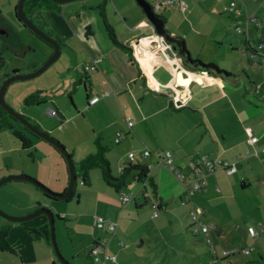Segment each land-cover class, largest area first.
<instances>
[{"label":"crops","instance_id":"1","mask_svg":"<svg viewBox=\"0 0 264 264\" xmlns=\"http://www.w3.org/2000/svg\"><path fill=\"white\" fill-rule=\"evenodd\" d=\"M148 1L151 6H158L159 0ZM186 1L189 4L186 13L178 7L157 10L165 19V30L184 43L192 60L216 66L230 76L190 67L183 64L180 56L170 57L162 45V37L153 32L136 0H78L67 5L51 0H26L24 4V12L30 20L60 42L63 61L55 71L57 82L37 89L38 93L49 90L41 98L51 104L46 113L49 114V109L58 111V116L53 117L59 120L50 118L46 123L34 113L25 112L23 107H28L25 104L21 112L57 138L77 164L96 154L101 147L105 149L111 174L114 171L117 177L122 176L120 169L123 166L141 164L151 168L147 186L152 193L149 200L142 197L141 184L136 180L137 171L126 177V186L119 192L106 184L103 176L104 184L97 178L96 212L109 221H116L118 228L114 236L100 232L94 227V217L86 214L88 221L91 219L90 241L84 247L89 260L93 244L108 239V252L117 257L116 264H129L135 256L136 262L144 261V264L146 260L149 261L147 264H210L211 248L190 230L189 211L194 207L200 210L203 222L211 225L214 222L212 237L218 253L252 249L251 255H234L224 264H264V225L236 227L230 220L217 219L213 205L221 199L213 197L221 192L218 184L224 185L221 174L227 177L238 174L245 148L248 156L259 159L264 154V63L252 57L253 51L264 44V25L261 29L251 26L248 37L239 34L241 39L227 41L226 32L218 33L224 19H228L229 28L234 29L245 20V13L236 16L226 11L232 0ZM241 2L248 14L263 16L264 0ZM108 26L117 41L130 48L132 57L114 44ZM214 34V39L210 40ZM253 40L257 42L256 46L252 44ZM209 46L219 55L223 49L227 54L233 52L230 67L201 58L202 53L198 51L209 50ZM238 50L241 52L236 53ZM248 53H251V60L245 59ZM51 55L50 52L46 58ZM95 60H98L96 69L86 72L85 67ZM40 64L33 63L29 68L38 69ZM77 89L84 90L83 99H77ZM67 97L71 99V105L65 103ZM96 97L99 101L90 104ZM247 129L253 131L258 142L249 143ZM118 134L121 139L117 143ZM0 146L1 155L5 157L10 153L7 158L0 159V179L26 175L55 193L66 191L69 172L57 152L58 157L43 148L37 154L39 145L36 143L37 155L29 160L22 154L25 150L20 142L5 148L0 136ZM145 150L172 152L174 165L189 180L192 179L190 162L204 155L214 154L223 161L234 162L237 170L233 174L217 170L208 175L205 190L198 191L190 202L183 204L185 188L182 182L158 164L154 156L143 159L141 154ZM130 153L136 155L133 163L128 158ZM13 154L18 157L9 158ZM92 170L88 173V183L82 185L90 186L81 192L84 198L95 191ZM262 174L264 185V164ZM235 180L234 184H239L243 190L251 186L244 177ZM224 187L231 191L236 188L229 183ZM121 194H134L135 200L124 204ZM56 201L24 181H11L0 187V208L14 216H27L40 208L58 210ZM152 201L161 204L156 218L160 221L155 225L148 220H156ZM35 219L30 223L0 222L2 231L7 229L6 239L15 251L14 264L56 262L47 234V219L45 216ZM249 227H254L260 235L251 237L247 231ZM167 228L172 229L171 241L163 239L160 246H154L153 231L155 234ZM28 229L37 230L41 236H35ZM121 241L128 242L130 250L120 246ZM145 250L149 252L146 256L142 255Z\"/></svg>","mask_w":264,"mask_h":264},{"label":"rangeland","instance_id":"2","mask_svg":"<svg viewBox=\"0 0 264 264\" xmlns=\"http://www.w3.org/2000/svg\"><path fill=\"white\" fill-rule=\"evenodd\" d=\"M19 3L20 0H0V89L6 79L13 75L15 69H20V72L18 74L32 73L34 70H31L29 68L31 67L30 65H33V63H42L39 66L41 67L50 59V57L54 53V48L52 46L41 40L17 17V9L19 7ZM218 15L220 17L222 16L221 14ZM224 15L227 17V14ZM227 20L228 19H224L221 30L218 33L223 32L224 34L226 32L227 41L234 40L235 38L237 40L241 39L242 37L235 31L234 27L229 28ZM203 31L206 32L207 30L204 29ZM213 37H215V34L213 36H210V40H213ZM252 44L256 46L257 42L253 40ZM224 46H226V42ZM50 52L52 53V55L46 58ZM200 52L202 53V56H200L201 58L213 59L217 63H220L221 65H224L226 67H230L229 64L234 60L231 55V53L233 52H229L227 54L224 49L222 50L220 55L218 54V52L210 49V46L209 50H204L203 52L202 50H199L198 53ZM240 52L241 50H238L236 53ZM250 54L251 53L245 55V59L251 60ZM62 58L60 57L40 76L26 81H16L12 83L6 91V103L16 112L25 116L35 126H38L39 122L27 116V114L21 112V107L23 104H25L24 101L31 97V94H39V90L37 89H39L40 87H46L50 84L53 85L55 84V82H57L55 71L63 61ZM48 91L49 90H47V92ZM47 92H41L40 96L42 97L43 94L44 96H46ZM83 97L84 90L77 89V99H83ZM47 103L48 104L43 107L34 105L23 108L25 112L28 111L29 113H34V115H37L39 119H41L42 121H46V123L50 122V118L52 119V121L55 118L59 120L58 117H53L50 116V114L46 113L47 108L51 107V104H49V102ZM65 103L71 105V99L67 97ZM0 136L5 148L9 144L12 145L13 142L19 143V141H17L13 137L11 131L7 127L0 128ZM53 138L58 140L55 137ZM37 143L39 145V148H37V154L41 153L43 151V148H47V150L54 152V154H56V156L58 157L56 151L48 143H44L42 141H38ZM22 154H24V157L28 158L29 160L31 159L28 155L29 151H24L22 152ZM8 156H10V153H8V155H5V157L0 153V159L7 158ZM12 156L13 158L18 157L17 154H13L9 158H12ZM263 164L264 154H261L259 159L253 156H248L247 149L245 148V152L242 154V159L238 166V174L233 177H227L225 176V174H221V177L223 178L222 182L224 183V185H227L229 183L235 185L236 188L235 190L233 189V191H231L232 189L226 190L224 185H222L221 183L218 184L221 192L216 193V195L213 196L215 198H218V196L221 198L220 200H217L213 203V205L215 206L214 215L217 217V219H223L224 222L230 220L236 227H247L249 225H252L257 228L260 225H264V185L261 182L263 175ZM78 174H81V171L78 170ZM91 174L95 186V191L89 195L90 197L84 198V196L82 195L84 189L90 186L83 187L82 178L80 177L76 185V192L74 191L71 201L58 200L56 201L58 204V210H50L54 214L55 240L58 249L62 256L72 264H92L88 257H86V253L84 252V247L87 246L90 241L89 234L91 227V219L90 221H88L86 214H90L91 217L100 216L96 212V200L98 193V190L96 189H98L99 185L98 180H101L102 184H104V182L102 180V172L100 169L92 170ZM112 175L114 177H117L114 171H112ZM6 177L9 176L2 177L0 180ZM241 177H244V179L251 182L250 188L243 190L239 184H234L236 183L235 181H237L235 179H241ZM0 210L7 215L18 217L12 214H8L1 208ZM62 214L64 216H62ZM43 216L45 215H41L39 217ZM46 219L48 226L47 234L49 237V241L51 242L52 236L50 223L47 217ZM34 220L25 223H30ZM148 220L150 223L153 222L154 225L160 221L159 219L152 220V218H149ZM0 222L9 223V221L1 217ZM212 224L215 225L214 222H212ZM0 228V231H2V226H0ZM173 233L175 234V231ZM151 238H154V246H160L163 243V239L171 241V239L173 238L172 229H162V232L156 231L155 234L153 231V233L151 234ZM121 242L124 244V246L129 247L128 249L130 250L131 245L128 242ZM50 244L52 245V242ZM241 246L245 247L244 244H242ZM148 254L149 252H147V250L142 251V255L146 256ZM54 256L56 259V263L61 264L55 254V251ZM72 256L75 257L76 260H73ZM132 259L133 260L129 264L145 263L144 261H142L141 263L136 262L137 256ZM0 260V264H14L16 261L14 254L3 251H0ZM147 263H149L148 260H146V264Z\"/></svg>","mask_w":264,"mask_h":264},{"label":"built area","instance_id":"3","mask_svg":"<svg viewBox=\"0 0 264 264\" xmlns=\"http://www.w3.org/2000/svg\"><path fill=\"white\" fill-rule=\"evenodd\" d=\"M148 3L149 1L146 0ZM150 4V3H149ZM151 6V4H150ZM172 7H178L181 12L186 13L189 10V4L186 0H159L158 6H151L153 11L157 13V10L159 8L169 9ZM245 4L241 2V0H232L230 4L227 6L226 11L230 14L236 15V16H242L245 13V20L243 22H240L238 26H236L235 30L240 35H246L248 37L249 34V28L251 26L261 29L264 25V8H263V16L257 17L253 14H248V12L245 9ZM152 30L156 34L155 29L153 26ZM162 45L167 48L168 55L170 57H177V52L173 51L172 45L164 43L162 41ZM264 49V44L261 43L257 49L253 51L252 57L254 60L264 63V54L262 53V50ZM98 60H95L92 65L86 66L85 71L86 72H92L96 69V64ZM99 101V98H93L90 100V104L94 105ZM49 114L51 116H58L57 111L53 109H49ZM128 123H130V119L127 118ZM246 133L249 137V143L255 144L258 142V137L254 135L253 131L251 129H247ZM121 134H118V138L116 142H120ZM150 156H154L158 164H161L165 166L171 173L174 174V176L182 182L185 188V195L183 197L182 203L186 204L192 200V197L201 190H205L206 188V178L208 175L215 173L217 170L225 171L228 174H233L236 172L237 167L234 163H229L226 161H223L214 154L210 155H204L197 157L193 159L189 164V169L192 174V179H187L185 174H183L176 166L174 165L173 161V154L170 151H161V152H151L148 150H145L142 152L141 157L143 159H146ZM129 161L133 163L136 160V155L133 153H130L128 155ZM148 167V166H147ZM128 167L123 166L120 171L123 173ZM150 171V167H148ZM141 184V194L142 197L145 200H149L152 197V193L147 190L148 186V178L142 179L139 182ZM82 185H84V181H82ZM134 194H121L120 199L122 203H130L135 200ZM151 207L153 209V218L159 217V212L161 210V204L158 201H152ZM189 219H190V230L194 236L202 237L205 244H207L212 251L213 257L210 261V264H224L226 260H228L231 256L243 254L245 256H249L252 253L251 248H245V249H237L235 251L229 252V251H223L222 253H218L217 250L214 247V241L212 237V232L215 229V227L211 224L203 222L200 216V210L192 207L189 211ZM94 227L99 230L103 231L110 236H114L116 234L118 223L116 221H109L103 217L96 216L94 217ZM248 233L251 237L256 238L260 235V232H258L254 227L248 228ZM120 246L124 247V244L121 242ZM109 248V241L108 239H101L96 241L90 252V261L92 264H116L118 259L115 255H112L108 252Z\"/></svg>","mask_w":264,"mask_h":264},{"label":"water","instance_id":"4","mask_svg":"<svg viewBox=\"0 0 264 264\" xmlns=\"http://www.w3.org/2000/svg\"><path fill=\"white\" fill-rule=\"evenodd\" d=\"M51 1L57 4L67 5V4L76 2L78 0H51ZM25 2L26 0H20L19 7L17 9L18 18L20 19L21 22L25 24L27 28H29L41 40H43L44 42L52 46L54 48V53L45 64H43L38 69H35L32 73L18 74L14 72L12 76L7 78L0 89V107H2L5 111H7L9 115H11L18 122H20L30 132H32L34 135L44 140L48 144L52 145L55 149H57L60 152V154L65 158V161L68 166L69 183H68V187L66 191L62 194H58V193L51 191L46 186H44L42 183H40L38 180L32 177H29L26 175H18V176H9V177H6L0 180V187H2L3 185L11 181H24V182L32 184L38 190L43 192V194L51 198H54L55 200L66 201L73 195L74 189H75V186L78 180L77 174H76V165L70 153L67 151V149L62 144L58 142V140L54 139L46 132L40 130L38 126L33 125L25 116L16 112L5 101L6 91L12 83L16 81H26V80H30V79L40 76L53 63H55L60 58L61 53H62V47H61L60 42L57 39H54L49 34H47L44 30L38 27L33 21H31L27 17V15H25V12H24ZM136 2L143 9V12L145 13L148 21L154 27L156 34L162 37L164 43L172 45L173 51L177 52V54L181 57L183 64L188 65L193 68H200V64L193 63L189 54L186 53L184 43L180 39L173 37L168 31L165 30L164 22L159 17V15L153 11L150 4L146 0H136ZM40 215H45L48 218V221L50 223V228H51V236H52L51 242H52L53 249L55 251V254L59 262L61 264H72L62 256V254L60 253L58 249V246L55 240L54 214L50 210L40 208L36 210L35 212H33L32 214H29L27 216H22V217H13V216L7 215L6 213L0 210V217L12 223H25V222L35 219L36 217H39Z\"/></svg>","mask_w":264,"mask_h":264},{"label":"trees","instance_id":"5","mask_svg":"<svg viewBox=\"0 0 264 264\" xmlns=\"http://www.w3.org/2000/svg\"><path fill=\"white\" fill-rule=\"evenodd\" d=\"M159 17L162 19L163 22L165 21V19L163 17H161V16H159ZM108 32H109L110 37H111L112 41L114 42V44L123 48L124 50H126L130 54V56L132 57V53H131L130 48H128L127 46H125V45H123L117 41V39L113 33V30L109 26H108ZM185 50H186V48H185ZM186 53H188L187 50H186ZM192 62L200 64L199 69H206V70L212 69V70L216 71L217 73H224L225 75L230 76L229 74L220 71L216 66L205 65L201 62H196L194 60H192ZM14 72L19 73L20 71L15 70ZM24 103L27 106H34V105H41L43 103H47V101L42 99L40 96V93H39V94L32 95L31 97L26 99L24 101ZM57 113H58V111H57ZM3 127H7L11 131L13 137L21 143V146L25 151H29L28 155L31 159L35 158V151L36 150H34V149H35L36 143L38 141H42L44 143H47L44 140L37 137L36 135H34L32 132H30L20 122H18L11 115H9L7 111H5L2 107H0V128H3ZM38 128L40 130L44 131L41 127L38 126ZM50 146L60 155V157L62 158V160L64 161V164L66 165V167L68 169L65 158L60 154V152L57 149H55L52 145H50ZM71 157H72V155H71ZM74 163H75L76 169H77L76 170L77 179L82 177L84 184L88 183L89 171L94 169V168H98L101 170L103 179L106 182V184L113 187L118 192L121 191V189L126 186L125 179L132 171H137L136 180L138 182H140V180L145 179V178L149 179V172L150 171H149L148 167L145 165H141V164H136V165L131 164L123 172L122 176L114 177L111 174L109 161L107 160V158L105 156V149L101 148V147L98 149L96 154L88 157L86 160L82 161L80 164H77L76 162H74ZM78 170L81 171V174H78V172H77ZM75 189H76V186H75ZM75 189H74V191H75ZM45 196L48 198H51L47 195H45ZM71 197L69 199H67L66 201H69L71 199ZM51 199H54V198H51ZM28 230L30 233L34 234L37 237L41 236L40 232H38L37 230H34V229H28ZM7 235H8L7 229L5 231H2L1 239H0V251L14 254L15 253L14 249L10 246V244L8 243V241L6 239ZM53 264H57V263L54 262Z\"/></svg>","mask_w":264,"mask_h":264},{"label":"bare ground","instance_id":"6","mask_svg":"<svg viewBox=\"0 0 264 264\" xmlns=\"http://www.w3.org/2000/svg\"><path fill=\"white\" fill-rule=\"evenodd\" d=\"M147 44V43H146Z\"/></svg>","mask_w":264,"mask_h":264}]
</instances>
